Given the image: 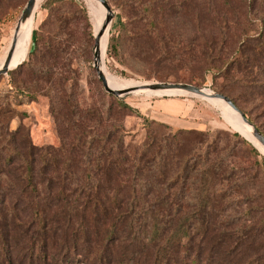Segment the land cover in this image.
Listing matches in <instances>:
<instances>
[{"label":"rangeland","instance_id":"374dc122","mask_svg":"<svg viewBox=\"0 0 264 264\" xmlns=\"http://www.w3.org/2000/svg\"><path fill=\"white\" fill-rule=\"evenodd\" d=\"M27 1L0 0V65ZM45 1H37L11 68L27 58L35 31L44 40L56 33ZM108 1L113 16L103 67L118 88L178 82L219 89L264 131V0ZM74 2L62 11L71 53L53 83L33 73L42 70L39 54L33 68L0 75V264H155L168 256L169 264H194V259L196 264H264V152L231 124L224 102L144 89L113 94L136 110L113 112L108 119L124 127L130 152L149 134L178 133L181 142L173 148L196 156L185 175L171 174L165 185L150 183L147 190L128 184L118 191L101 180L95 155L109 92L94 67V45L107 13L101 16L98 0ZM147 5L155 11L161 6L165 19H145ZM113 35L120 37L118 51L111 45ZM145 117L153 121L150 126ZM76 133H83L81 142ZM88 134L95 141L90 149ZM64 143L70 156L53 168L39 152ZM32 146L38 152L28 158L35 167L28 182L23 157ZM206 149L217 168L209 186L193 171L201 160L194 152ZM180 160L177 156L174 163ZM97 200L103 205L94 215Z\"/></svg>","mask_w":264,"mask_h":264},{"label":"trees","instance_id":"16d2710c","mask_svg":"<svg viewBox=\"0 0 264 264\" xmlns=\"http://www.w3.org/2000/svg\"><path fill=\"white\" fill-rule=\"evenodd\" d=\"M140 3L146 2V0H138ZM73 4L74 0H46L44 6L49 9V15L52 16V21L56 20L57 31L53 34L52 37H47L45 40L38 37L39 30L35 31L36 38L33 42L32 48L29 50L27 58L21 62L17 67H15L10 72H15L24 67L33 68L32 59L34 55L39 54L40 60L36 64L39 68L33 72L37 80L47 81L48 83H53L55 81V71L57 68L63 69L64 64L62 63L65 58L69 57L70 45L72 44V35L68 30V21L67 15L62 13L64 11L65 4ZM143 11V10H142ZM64 14V15H63ZM142 16L149 21H158V19H165V13L161 6L155 11L154 8L149 7L148 5L144 7ZM45 19L43 23L46 24ZM151 23V22H150ZM165 24V22L163 23ZM123 25H125L123 23ZM164 26V25H163ZM119 35H113L111 37L112 48L118 51L120 46ZM47 58V61H46ZM46 63V65H44ZM46 67V69L44 68ZM34 70V69H33ZM39 75V76H38ZM219 92L221 90L217 89ZM20 93H23L22 90H19ZM109 97V101L105 102L103 110L101 109V145L97 154L95 155V160L97 164L101 165V180L102 178L108 179L110 181V186L116 188L120 191L122 186L132 184L134 189H148L150 183L153 184H164L168 181V176L174 174L176 178L185 175L188 171V164L191 160L198 154L199 162L198 169L194 168V172L199 173L203 176V183L206 186H209L212 182V177L216 175L215 162L208 159L209 151L208 149L204 151H199L195 153V156H192L188 153H182L180 147L173 148L175 141H180L178 133L172 135H164L161 138L153 136L152 134L148 135L147 140L136 150L130 152L128 147L125 145V129L119 122H113L108 124V119L112 116L113 112L123 115L125 110L130 109L136 111L133 107L128 105L124 100L116 98L111 93H106ZM234 101V100H233ZM235 102V101H234ZM236 103V102H235ZM91 110H87L90 112ZM246 114V113H245ZM105 116H107L105 118ZM68 117V114H67ZM252 121L251 119H249ZM145 122L147 126H150L153 121L149 120L148 117H145ZM255 125L263 132L264 131L255 123ZM179 132H190V130H178ZM83 133H76V139L78 142H81ZM234 136L240 137L238 132L233 133ZM89 136V137H88ZM91 134H88L85 137V141L90 148L93 147L95 141L94 136L90 137ZM175 139V140H174ZM211 144L208 143V146ZM36 146H32L28 149L27 156H24L23 162L26 165V174L29 175V181H33L32 175L34 174V162L30 161L28 158L31 157V154L36 153ZM252 150L256 155H259L258 150L252 146ZM38 152V151H37ZM40 155L51 159L53 162V168L60 167L59 160L63 158V162H66L70 156V150L67 147V144L64 143L59 148H49L41 149ZM175 154V155H174ZM180 156L184 158V161L174 163V158ZM6 162L12 159L11 156L6 157ZM44 159V158H43ZM46 164L48 163L45 161ZM264 162V158H263ZM183 163V164H182ZM181 164L183 168H181ZM64 170V169H63ZM65 171V170H64ZM88 207H91L90 202H88ZM100 200H97L94 203L93 212L96 215L98 213V208H101ZM68 241L66 240L65 244L67 245ZM65 245V246H66ZM67 247V246H66ZM65 247V248H66ZM101 251V249H99ZM64 257L66 260L70 257L68 248L63 250ZM170 256L166 257V261L159 260L156 258L155 264H169L168 260ZM193 263L196 264V260H193Z\"/></svg>","mask_w":264,"mask_h":264},{"label":"water","instance_id":"95a60500","mask_svg":"<svg viewBox=\"0 0 264 264\" xmlns=\"http://www.w3.org/2000/svg\"><path fill=\"white\" fill-rule=\"evenodd\" d=\"M100 1L111 13V16L107 17V20L103 21L101 28L97 31L95 35V45H94V67L96 68L97 74L99 79L102 81L104 88L107 92L114 94L118 97H124L127 94L135 92L140 89H160V90H178L182 91L183 93L190 94L192 96L203 97L205 99H221L229 104L233 109L237 110L240 114L242 119L252 126L254 136L260 141L261 145L264 147V134L263 132L253 124L249 118L246 116L245 112L241 110L236 103L227 95L219 92H207L206 88L196 86L190 83H178V82H152V83H145L141 86H132L127 88H113L108 84L106 75L101 66V39L108 28V22L111 20L113 16V9L108 0H98ZM37 0H28L27 4L24 8L20 21L15 29L12 44L9 47V51L6 55V59L4 61L3 66L0 68V75L6 74L10 70L14 69L11 68V62L14 55V48H15V40H16V31L19 30L20 24L26 22L29 17L35 13V6ZM23 62V61H22ZM21 63V62H20ZM17 67V66H16ZM180 93V94H183ZM239 132V131H238ZM240 133V132H239ZM256 146V145H255ZM257 147V146H256ZM258 148V147H257ZM259 149V148H258ZM260 150V149H259ZM261 151V150H260Z\"/></svg>","mask_w":264,"mask_h":264},{"label":"bare ground","instance_id":"6f19581e","mask_svg":"<svg viewBox=\"0 0 264 264\" xmlns=\"http://www.w3.org/2000/svg\"><path fill=\"white\" fill-rule=\"evenodd\" d=\"M98 2L102 6V9L100 8L101 16H103L105 12L107 13L106 17L111 16V13L108 11V9L100 1H98ZM36 4H37V2H36ZM33 15H34V13L32 14L31 17H29L27 19L26 22H23V23L20 24L19 30L17 31V34H16V40L14 42L15 43L14 55L16 54V50L18 48V44L19 45L20 44H24V42L27 39V32H26L25 29H28V27H30L31 21L33 19ZM105 18L103 19V21L105 20ZM102 24H103V22H102ZM102 24L100 25L99 29L101 28ZM106 32H107V30H106ZM106 32L104 33V35H103V37L101 39V47H100V50H101V66H102V69H103L105 75H106V72H105V69L103 67V59L105 57L106 50H107V47H108V35H107ZM14 55H13V59H12L10 67H13L14 66L13 63H15V61H16L15 60L16 58L14 57ZM5 59H4V61H5ZM4 61L0 65V68L3 66ZM106 78H107V75H106ZM107 81H108V84L111 87L118 88V85L115 82L111 81L108 78H107ZM143 84H145V83H143ZM143 84L134 85V86H141ZM130 87H132V86H130ZM123 88H127V87H123ZM144 90H146L148 93H157V94H173V95H175V94L183 93L182 91H178V90H160V89H144ZM207 92H209V91H207ZM209 100L224 102V104H225V113H226L227 119L231 122V124L234 127H236L239 131H241L247 138H249L250 140L254 141L257 144V146L260 147V149L264 152V147L261 145L260 141L253 134L252 126L249 125L248 123H246L242 119L241 114L237 110L233 109L229 104H227L225 101H223L221 99H209Z\"/></svg>","mask_w":264,"mask_h":264}]
</instances>
